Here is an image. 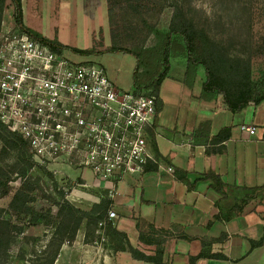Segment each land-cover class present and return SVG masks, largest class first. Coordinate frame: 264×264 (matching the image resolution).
Returning <instances> with one entry per match:
<instances>
[{
	"label": "built area",
	"instance_id": "obj_1",
	"mask_svg": "<svg viewBox=\"0 0 264 264\" xmlns=\"http://www.w3.org/2000/svg\"><path fill=\"white\" fill-rule=\"evenodd\" d=\"M157 118L156 95L123 91L102 66L75 63L0 21V122L29 144L57 191L73 189L72 199L80 190L108 193L101 228L118 219L116 198L150 165L175 172L154 151Z\"/></svg>",
	"mask_w": 264,
	"mask_h": 264
},
{
	"label": "crops",
	"instance_id": "obj_2",
	"mask_svg": "<svg viewBox=\"0 0 264 264\" xmlns=\"http://www.w3.org/2000/svg\"><path fill=\"white\" fill-rule=\"evenodd\" d=\"M176 84L182 97L188 92L190 103L188 100L187 103L196 108L195 113L192 119L185 121L183 128L170 129L162 123V109L154 137L161 161L175 172L149 169L140 182L121 191L115 200V207L121 212L118 230L127 234L134 249L146 255L155 256L158 249L164 252L161 264H190V257L201 252L202 244L200 240L163 243L164 234L149 236V225L157 231H170L179 236L185 233L196 238L229 234V241L216 245L215 249L224 251L230 261L201 259L196 264H264V246L254 250L251 247V241H260L264 236V202L260 203V198L248 200L243 191L245 187H264V104H252L244 113L234 116L222 100L214 104L193 99L196 103L193 106L192 91L181 82ZM199 105L202 109H198ZM200 124H205L200 135L205 143L197 145L195 133ZM244 124L255 126L257 133L242 132L240 127ZM225 128L232 129L231 137L213 144L212 139ZM162 129L169 130L170 134L162 135ZM182 136L183 144H176L173 139ZM209 172L222 177L224 186L218 185L221 192L212 187V181L204 179ZM121 201L124 203L120 204ZM237 207H241L242 212L234 211L227 219ZM217 215L221 221H217ZM212 222L214 224L210 225ZM141 235L144 236L141 238ZM108 238L112 242L111 236ZM161 242L159 248L157 244ZM95 249L90 253L95 255L96 264H149L135 260L127 245L118 253L114 246L102 245ZM243 252L249 254L242 256Z\"/></svg>",
	"mask_w": 264,
	"mask_h": 264
},
{
	"label": "rangeland",
	"instance_id": "obj_3",
	"mask_svg": "<svg viewBox=\"0 0 264 264\" xmlns=\"http://www.w3.org/2000/svg\"><path fill=\"white\" fill-rule=\"evenodd\" d=\"M150 2V9L119 5L114 36L109 24L107 0H22V5L24 22L30 29L49 39H57L71 48L96 50L98 53L92 56H83L72 51H67L65 56L75 63L91 62L102 66L119 89L126 92L135 90L136 57L122 51H101L112 46L133 50L140 45H153L155 38L148 33L144 21L168 31L176 5L184 6L196 25L205 30L212 41L223 45L231 56L252 59L253 75L255 78L260 76L259 70L264 67V0H150ZM1 13L0 21L16 27L12 0H7L6 7L4 11H0ZM172 71L173 79L180 77V68L174 66ZM173 79L163 84L164 88L160 93L164 102L162 123L164 126H170V129H181L185 121L192 119L196 108L193 109L189 105L188 92H185L184 97L181 96V90L176 89L178 87L176 83L179 82ZM201 88L200 84L193 95H199ZM190 99L196 98L193 96ZM194 103L193 106L196 105ZM199 106L198 109L201 108V105ZM161 133L166 136L170 134L169 130L165 129H162ZM183 137L173 140L176 144L182 145ZM4 149V143L0 139V157ZM13 156L14 154H11L1 164L8 171L14 165ZM31 175L34 179L43 176L42 189L33 195L34 206L38 210L51 209L48 197L56 199L57 192L50 183V178L43 175L37 167L33 169ZM22 184L23 180L18 175L12 176L11 183L0 176V207H9L14 191ZM6 187L13 188V193L4 196L2 193ZM62 191L67 200L82 209H90L96 201L94 197L100 195L98 190H80L72 199L73 189H69L68 192ZM123 203L124 201H121L120 204ZM115 209L120 217L118 206ZM52 211L51 217H55L58 209L54 207ZM49 220L48 218L39 226H31L28 219L16 218V223L25 226V235L17 239L5 264H53L55 257L57 258L55 264H96L95 255L90 253V250L93 252L96 250L95 247L102 245L106 248L113 246L108 238L110 235L107 233V227L99 226L95 229L89 227L87 223L82 225L75 241L66 239L62 244L61 237L56 234L53 227L55 224H50ZM85 233L86 238L83 239ZM242 254L246 256V253Z\"/></svg>",
	"mask_w": 264,
	"mask_h": 264
},
{
	"label": "trees",
	"instance_id": "obj_4",
	"mask_svg": "<svg viewBox=\"0 0 264 264\" xmlns=\"http://www.w3.org/2000/svg\"><path fill=\"white\" fill-rule=\"evenodd\" d=\"M15 7L14 23L17 29L26 32L36 40L49 45L52 50L62 57H65L67 51L83 56H92L98 53L94 49L80 50L71 48L57 39H49L40 33L30 29L24 22L22 0H12ZM109 4V24L114 36V28L117 25V12L119 5H129L133 7H142L150 9V0H107ZM7 0H0V11H4ZM2 17V13L0 14ZM144 26L148 33L155 38L151 46L140 45L133 50L112 46L101 52L122 51L132 54L137 59V68L134 76V91L136 93L154 94L158 97V113L163 109L161 99V90L165 81L173 79L174 66L180 68V77L175 79L182 83L184 87L195 93L197 87L201 84L199 95H193L194 98L205 103H218L222 100L228 111L236 116L244 113L252 104H264V67L259 70L260 76L255 78L253 75L252 59L242 57L235 58L229 54L227 49L220 43L211 40L205 30L199 28L195 21L190 17L186 8L182 5H176L173 8L170 29L168 31L157 28L156 25L144 21ZM173 79V80H175ZM205 124H200L195 133V144L201 145L203 142L200 136L205 128ZM208 125V124H207ZM231 128H225L212 139V143L224 142L231 137ZM155 137V135H154ZM0 139L4 143V153L0 157V176L12 182V176L18 175L23 180V184L15 191L11 187H6L3 195L7 196L13 193L11 203L8 208L0 207V264L7 262L8 256L12 251L17 239L25 235V226L16 223V218L28 219L31 226H39L49 218L50 224H55L56 234L61 237L62 244L66 239L75 241L82 225L87 223L89 227L95 229L103 221H107L108 211L111 201L107 192L100 191L99 201L95 202L90 209H82L66 200L63 191H57L56 199L48 197L51 209L38 210L34 206V192L41 190L42 177L34 179L31 172L37 167L43 175L53 179V176L41 166H38L33 159L30 146L17 133L10 131L0 122ZM153 148L157 158L161 161L155 139ZM11 154H14V165L8 171L1 164L4 163ZM162 162V161H161ZM158 170L157 165H152L148 170ZM205 180L212 181V187L218 192L224 186L222 177L214 172H209L204 176ZM220 185L221 188L218 187ZM244 194L248 200L260 198V203L264 202V187L243 188ZM58 209L55 217H51L52 208ZM242 212L241 207L234 208L227 219L233 216L234 211ZM235 213V212H234ZM217 221H221L219 215ZM118 219L108 221L107 233L112 238V244L115 252L125 250L129 246V252L135 260L144 261L149 264H161L164 252L158 249L155 256L146 255L138 249H134L126 233L118 230ZM212 222L210 225H213ZM149 225V236L164 234L162 242L169 240H185L192 242L200 240L202 250L197 256L190 257V264H196L201 259L215 261H230V258L222 250H216L215 246L225 244L230 236L224 232L217 238H196L190 237L185 233L175 235L170 231L153 229ZM144 235H141V238ZM122 238L126 239L124 242ZM144 239V238H143ZM158 243L159 248L163 243ZM120 243H122L120 245ZM252 250L264 246V236L260 241H251ZM249 253L245 254L246 256ZM57 258L53 261L55 264Z\"/></svg>",
	"mask_w": 264,
	"mask_h": 264
}]
</instances>
